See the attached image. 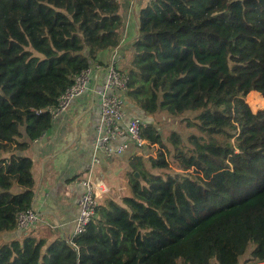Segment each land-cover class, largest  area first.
I'll list each match as a JSON object with an SVG mask.
<instances>
[{"label": "trees", "instance_id": "trees-1", "mask_svg": "<svg viewBox=\"0 0 264 264\" xmlns=\"http://www.w3.org/2000/svg\"><path fill=\"white\" fill-rule=\"evenodd\" d=\"M122 9L119 0H0V264H264V107L245 102L249 92L253 105L264 101V0H136L135 54ZM114 49L127 106L153 122L167 116L140 125L146 143H131L116 162L132 185L138 172L136 193L116 199L123 208L98 204L70 238L18 229L37 183L33 160L17 152L52 127L46 107L74 77L106 66ZM89 94L75 98L80 110ZM180 114L209 146L202 160L178 151L191 133L168 117ZM225 160L236 179L214 185L197 175ZM170 165L194 167V182L185 189L169 174L157 182ZM147 221L166 232L140 235Z\"/></svg>", "mask_w": 264, "mask_h": 264}, {"label": "crops", "instance_id": "crops-1", "mask_svg": "<svg viewBox=\"0 0 264 264\" xmlns=\"http://www.w3.org/2000/svg\"><path fill=\"white\" fill-rule=\"evenodd\" d=\"M74 103L75 112L67 109L63 117L59 118V116L53 120L52 127L45 131L43 137L32 141L28 147L29 150L27 148V150L17 152L20 155L31 156L30 158L36 162L41 170L36 179L37 190L33 202V208L39 214V220L29 229L36 237L52 239L54 237L70 238L72 236L77 215L75 202L80 192L78 181L85 174V166L90 163L96 139L94 128L98 122V101L94 95L89 94L87 107L82 110L78 106L80 105L78 101H74ZM80 117L83 121L79 123L78 119ZM146 119L151 124L161 123V119L155 122L149 120V117ZM74 130L76 131L75 134ZM189 156L192 155L189 154ZM119 157L110 159L106 165L104 164L101 174L103 180H110L109 184L114 186L116 195L117 180L114 177L115 172L118 173L116 176L119 175L122 182L131 188L136 186L123 179L122 172L116 165ZM198 157H200L199 154ZM208 168L214 176L220 175V178L212 176V179H207L206 182L208 183L219 185L227 177L236 179V175L231 172L228 161L226 165L214 163ZM220 168L223 169L220 170ZM153 177H163L162 181H157L159 183L165 180L164 175ZM191 182L194 181L189 179L186 185Z\"/></svg>", "mask_w": 264, "mask_h": 264}, {"label": "built area", "instance_id": "built-area-1", "mask_svg": "<svg viewBox=\"0 0 264 264\" xmlns=\"http://www.w3.org/2000/svg\"><path fill=\"white\" fill-rule=\"evenodd\" d=\"M116 49L104 66L98 62L82 69L73 82L58 97L56 104L47 106L51 119L55 120L66 112L71 102L89 91L98 101V122L95 125L96 139L91 160L85 174L79 179L80 192L75 205L77 215L72 235L82 233L86 225L96 215V207L105 200L116 203L114 186L109 179L101 177L104 164L120 156L131 143L145 144L139 136V126L151 124L143 113L135 114L125 100L126 78L117 69ZM45 132L41 134L43 137ZM39 220L33 206L19 211L16 227L21 230L31 228Z\"/></svg>", "mask_w": 264, "mask_h": 264}, {"label": "rangeland", "instance_id": "rangeland-1", "mask_svg": "<svg viewBox=\"0 0 264 264\" xmlns=\"http://www.w3.org/2000/svg\"><path fill=\"white\" fill-rule=\"evenodd\" d=\"M135 1L136 0H119V3L120 5L123 6V9H122V12L124 13V17H125V29H124V38L123 40L127 39L128 40V43L130 45L131 48H133L135 46V41L136 39L139 37L138 33L136 32V29H135V26H134V19H133V7L135 5ZM158 2V0H140V3H145V4H156ZM152 7V6H151ZM135 16V15H134ZM131 33V34H130ZM131 35V36H129ZM136 35V37L134 36ZM143 35V34H142ZM126 45L123 44V47H125ZM138 49H136L134 47V54L137 52ZM129 49L126 50V53L128 54L129 53ZM255 98V95H252L250 94V92L246 95L245 97V102L249 105V107L251 108V110L253 112H256L257 110L259 109H262L264 107V101L259 103V104H256V105H253V99ZM75 99L73 100V103L70 105L69 107V111H73L75 112V103H74ZM255 101V99H254ZM186 111L190 112L189 109H186L184 108ZM204 109H211V110H214V107H213V102L212 101H208L207 103H205L204 105ZM199 112H203V110H199ZM77 113V112H76ZM96 113V112H95ZM193 114H196L194 112H191ZM66 113H63L59 118L63 117ZM204 114H208L207 111L204 112ZM162 115V114H161ZM161 115H158L161 119V123H163L164 119L167 117H162L161 118ZM81 116V115H79ZM170 118H173L176 120V122H179L180 123V127L185 129V130H191V133L189 135H187L185 138H184V143H181V144H184V147L185 149H178L179 152L185 154V155H192V157L194 159H197V160H202L203 159V153L201 151V154H200V157H198V152H199V149L202 150V149H205L209 146H206L204 143H203V137H202V132H200L201 130L197 129L196 127H185L183 126V120L184 118H186V115L185 114H180V115H174V116H168ZM58 118V119H59ZM81 119V120H80ZM84 119V118H83ZM80 120V121H79ZM82 120V118L80 117L78 119V122L80 123ZM78 123V124H79ZM160 123V124H161ZM159 124V123H157ZM78 126L76 125V128ZM213 132L216 130V129H211ZM76 133V131L74 130V134ZM207 134V133H205ZM228 134L230 135H235V143L237 142V126L236 125H232L230 126V129L228 130ZM156 146V145H155ZM187 148V149H186ZM236 149V148H234ZM27 150V149H26ZM29 150V148H28ZM31 157V156H30ZM226 163L227 164V161H222L221 164L222 165H226L224 164ZM223 168H220V170H222ZM196 169L194 170L193 167L188 169V170H179L176 168L175 165H170L165 171H164V174H160V175H164L165 178H166V175H173L174 178H175V183L174 185L176 184V182H180L181 185H183V188H186L187 187V183L189 182V179L190 180H194L193 179V176H195L196 172ZM32 173H33V176L35 178V180L38 178L39 174L41 173V170H40V167L37 166L36 162L33 160V166H32ZM116 174L118 173H114V177L115 179L117 180V182L119 183L120 185V188L122 189L120 192L122 193H119L115 196V199L117 198H121V196L126 193V194H129L130 193V189H129V186L122 182L120 180V177L119 175L116 176ZM199 177L204 180V181H207V179H212V176L215 177V178H220V175H216L214 176V174L212 173V171H209V168H206L202 171H198V174ZM196 175V176H197ZM203 177H207V178H203ZM138 179V185L136 186H139L140 185V179L141 177H136ZM180 185V186H181ZM131 194H133V191L131 192ZM130 194V195H131ZM184 194H185V189H184ZM176 196V195H175ZM129 198V196H128ZM176 199V198H175ZM176 202L178 203V199H176ZM124 203H121L120 205L116 202V204L118 206H120L121 208L124 207ZM179 204V203H178ZM127 216V215H126ZM143 223H145L143 221ZM142 223V224H143ZM146 228H149L150 230L147 231L145 234L144 233H140V235H146V234H152L153 231H161V232H166V229L163 228V229H159V227L155 226V225H150V223L147 221L146 222ZM136 231V230H135ZM137 232V231H136Z\"/></svg>", "mask_w": 264, "mask_h": 264}, {"label": "water", "instance_id": "water-1", "mask_svg": "<svg viewBox=\"0 0 264 264\" xmlns=\"http://www.w3.org/2000/svg\"><path fill=\"white\" fill-rule=\"evenodd\" d=\"M134 176L135 177H140L139 174H138V172H134Z\"/></svg>", "mask_w": 264, "mask_h": 264}]
</instances>
